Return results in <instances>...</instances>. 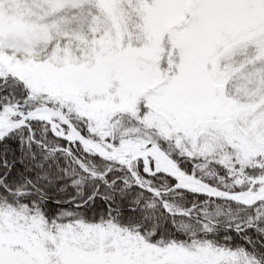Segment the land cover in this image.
Instances as JSON below:
<instances>
[{
  "label": "snow or ice",
  "instance_id": "6c2138e0",
  "mask_svg": "<svg viewBox=\"0 0 264 264\" xmlns=\"http://www.w3.org/2000/svg\"><path fill=\"white\" fill-rule=\"evenodd\" d=\"M0 264H264V0H0Z\"/></svg>",
  "mask_w": 264,
  "mask_h": 264
}]
</instances>
